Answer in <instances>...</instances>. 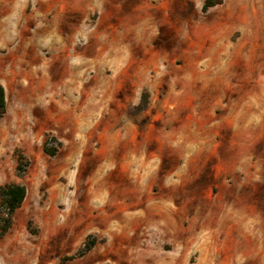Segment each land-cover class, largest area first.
I'll use <instances>...</instances> for the list:
<instances>
[{
	"label": "rangeland",
	"instance_id": "obj_1",
	"mask_svg": "<svg viewBox=\"0 0 264 264\" xmlns=\"http://www.w3.org/2000/svg\"><path fill=\"white\" fill-rule=\"evenodd\" d=\"M203 2L0 0V264H264V0Z\"/></svg>",
	"mask_w": 264,
	"mask_h": 264
},
{
	"label": "trees",
	"instance_id": "obj_2",
	"mask_svg": "<svg viewBox=\"0 0 264 264\" xmlns=\"http://www.w3.org/2000/svg\"><path fill=\"white\" fill-rule=\"evenodd\" d=\"M221 4V0H204L202 10L206 11L216 5ZM144 103L140 104V109L144 108ZM6 111V99L4 88L0 85V119ZM53 152V151H52ZM51 152V154H52ZM17 176L22 177L26 168L29 166L28 159L20 152L16 151ZM26 197V188L23 184L9 182L0 186V236H3L11 228L13 217L16 211L21 207ZM95 242L89 241L80 251V255L88 252Z\"/></svg>",
	"mask_w": 264,
	"mask_h": 264
},
{
	"label": "crops",
	"instance_id": "obj_3",
	"mask_svg": "<svg viewBox=\"0 0 264 264\" xmlns=\"http://www.w3.org/2000/svg\"><path fill=\"white\" fill-rule=\"evenodd\" d=\"M114 61H117V59H115Z\"/></svg>",
	"mask_w": 264,
	"mask_h": 264
}]
</instances>
